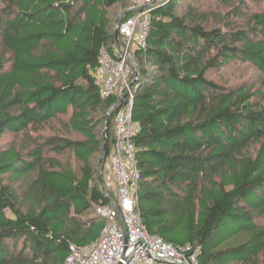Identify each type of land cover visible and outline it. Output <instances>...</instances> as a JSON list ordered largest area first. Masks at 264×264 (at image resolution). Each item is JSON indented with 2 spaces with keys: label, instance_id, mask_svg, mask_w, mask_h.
<instances>
[{
  "label": "trees",
  "instance_id": "trees-1",
  "mask_svg": "<svg viewBox=\"0 0 264 264\" xmlns=\"http://www.w3.org/2000/svg\"><path fill=\"white\" fill-rule=\"evenodd\" d=\"M260 3L170 0L132 48L141 218L199 264H264L262 90L218 78L247 64L264 82ZM120 5L0 0V264H63L79 215L108 202L99 159L128 97L104 95L95 70L104 47L116 56ZM62 115L66 133H40ZM9 131L18 138L1 143Z\"/></svg>",
  "mask_w": 264,
  "mask_h": 264
},
{
  "label": "built area",
  "instance_id": "built-area-1",
  "mask_svg": "<svg viewBox=\"0 0 264 264\" xmlns=\"http://www.w3.org/2000/svg\"><path fill=\"white\" fill-rule=\"evenodd\" d=\"M169 1L130 0L133 14L119 23L116 56L108 48L101 50L96 75L104 95L128 97L121 107H111L115 113L109 171L115 189L105 192L108 202L96 206V213L105 220L99 237L86 245L72 244L63 264H199L197 250L189 254V246H175L151 233L138 207L140 172L134 136L139 129L132 115V82L139 70L132 48L146 46L152 10Z\"/></svg>",
  "mask_w": 264,
  "mask_h": 264
},
{
  "label": "rangeland",
  "instance_id": "rangeland-1",
  "mask_svg": "<svg viewBox=\"0 0 264 264\" xmlns=\"http://www.w3.org/2000/svg\"><path fill=\"white\" fill-rule=\"evenodd\" d=\"M185 1H189V0H185ZM192 1L195 2V4L203 5L205 7H210V3H211V0H203L202 2H198L196 0H192ZM260 6L262 8H264V0H261ZM123 7L124 6L120 5L117 7V9H115L113 11V13H114L113 16H114L115 20L117 18H119L121 16V14L123 13L122 12L124 9ZM215 10L217 11L218 7H216ZM226 70H227V73L223 77H218L219 79L220 78L228 79L231 82H235V83H239V84H243V85H252L254 88V91L262 90V93H260L257 97L259 100L264 102V82L261 79L260 73L253 66L243 64V65H239V66H231L230 68H226ZM66 118L67 117L63 116V115L60 116V121L58 119V121H56V122L54 121L53 123L46 125L44 128H42V130H40V133L41 134L45 133V135L66 133L65 127L63 125V121ZM112 129H114V123H112ZM67 134L71 137H81L80 133H77L74 131L73 132L68 131ZM16 138H18V136L15 135L14 133H12L11 131H9V132L5 133V135L2 137L1 143L9 144L12 139H16ZM112 139L113 138H111V140ZM63 158L65 159V156H63ZM105 160H106V162H110V160H111L110 155L107 159L105 158ZM107 186L111 190L114 189V185L110 186V183Z\"/></svg>",
  "mask_w": 264,
  "mask_h": 264
},
{
  "label": "crops",
  "instance_id": "crops-1",
  "mask_svg": "<svg viewBox=\"0 0 264 264\" xmlns=\"http://www.w3.org/2000/svg\"><path fill=\"white\" fill-rule=\"evenodd\" d=\"M126 10H128V7L124 8L122 12H124ZM119 35H120V33H119ZM95 72H96V70H95ZM97 79L102 85V82L100 81V79L98 77H97ZM112 154H113V145H112L110 157H112ZM109 163L110 162H106V164L104 166L105 168H104V170H102L101 174H102L103 181L106 184V186L109 185V183H110V186L114 185V189H115V182H114V179L112 178V176L110 175V171H109ZM98 167H99V165H98ZM98 177H99V175H98ZM99 181H100V179H99ZM100 187L102 188L101 183H100ZM107 188H108V186H107ZM108 190L110 191L111 189L108 188ZM113 190H111V191H113ZM71 214L74 215L75 212L71 213ZM78 218H79V225L77 227L76 233L75 234L72 233L73 237L71 238L72 239L71 245L72 244L77 245L76 243H78V244L87 243L93 239H96L99 236L100 231L102 230L101 226L104 225V223H105L104 218L98 217V214L96 213V211H94L93 207L90 208L89 210H87L86 212H84L83 214L79 215Z\"/></svg>",
  "mask_w": 264,
  "mask_h": 264
},
{
  "label": "water",
  "instance_id": "water-1",
  "mask_svg": "<svg viewBox=\"0 0 264 264\" xmlns=\"http://www.w3.org/2000/svg\"><path fill=\"white\" fill-rule=\"evenodd\" d=\"M132 10L131 9H128L126 11H124L121 16L119 18L116 19V30H115V37H116V41H117V45L118 47L120 46V42H119V30H118V26H119V23L121 22L122 18L127 15L129 12H131ZM121 106V101L117 102L114 106L115 109L119 108ZM114 110L111 108V110L109 111V113ZM111 119L110 117H108L107 119V122H106V126H105V129L103 131V133L105 134L106 133V129H107V126L108 124L110 123ZM107 146H108V141H106L105 143V146H104V149L101 153V157H100V160H99V167H98V175H99V179H100V183H101V186H102V189L104 192H109L106 184L104 183L103 181V177H102V168H103V163H104V160H105V156L107 154ZM124 229H125V226H124ZM127 259V258H126ZM171 263H175L174 261H171ZM119 264H124V262H120Z\"/></svg>",
  "mask_w": 264,
  "mask_h": 264
}]
</instances>
